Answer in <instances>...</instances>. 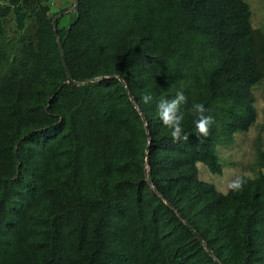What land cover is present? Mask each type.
<instances>
[{"label": "trees", "instance_id": "1", "mask_svg": "<svg viewBox=\"0 0 264 264\" xmlns=\"http://www.w3.org/2000/svg\"><path fill=\"white\" fill-rule=\"evenodd\" d=\"M50 6L0 0V264H264V11L79 0L64 22ZM178 91L187 143L158 115ZM193 103L215 121L202 142ZM236 134L244 183L221 192L199 167L220 174Z\"/></svg>", "mask_w": 264, "mask_h": 264}, {"label": "rangeland", "instance_id": "2", "mask_svg": "<svg viewBox=\"0 0 264 264\" xmlns=\"http://www.w3.org/2000/svg\"><path fill=\"white\" fill-rule=\"evenodd\" d=\"M51 7V12H56L57 16L61 15L64 22L68 19V13L73 8L71 5L72 0H48ZM248 2L250 7L255 8L254 11L256 15L254 16L253 23L259 24L261 20V15L264 11V1L263 0H245ZM63 6H69L66 11H61L59 9ZM257 107L259 108V115L264 108V97L258 99ZM248 136L236 134L234 135V140L229 144V147H221L220 158L223 163V169L220 174H212L206 170L204 166L199 167V177L205 181L211 182L217 190L221 192H226L230 187L231 183L237 179L240 175L245 173L244 164L250 156L245 154L248 150L247 147ZM244 161V162H243Z\"/></svg>", "mask_w": 264, "mask_h": 264}, {"label": "clouds", "instance_id": "3", "mask_svg": "<svg viewBox=\"0 0 264 264\" xmlns=\"http://www.w3.org/2000/svg\"><path fill=\"white\" fill-rule=\"evenodd\" d=\"M145 104L151 102V95H144L142 97ZM188 102V97L183 91H178L176 96L171 99H161L157 105L158 115L167 129L170 130V136L174 142H185L190 140V136L184 132L183 122L184 114L181 111L182 106L186 105ZM190 111L194 116L197 117L195 120V129L197 139L201 142L203 139L209 137L211 132V126L215 123L214 118L211 115H206L209 111L202 103H193ZM244 181L242 179H236L230 185V187L239 191L242 189Z\"/></svg>", "mask_w": 264, "mask_h": 264}, {"label": "water", "instance_id": "4", "mask_svg": "<svg viewBox=\"0 0 264 264\" xmlns=\"http://www.w3.org/2000/svg\"><path fill=\"white\" fill-rule=\"evenodd\" d=\"M78 3H79V0H74V5H73L72 8H77V7H78ZM63 63H64V60H63ZM67 82H69V83H71V84H74V85L77 84L76 81H74V80H72V79H70V78L68 79ZM146 153H147V152H146ZM148 161H149L148 156H146V164H148ZM194 233H195L196 237H197L202 243H204V242H203V239L201 238V236H200L197 232H194ZM204 246H205V249L210 253V255H213L212 252H211V250H210V248H209L206 244H204ZM216 261L218 262V260H216Z\"/></svg>", "mask_w": 264, "mask_h": 264}]
</instances>
